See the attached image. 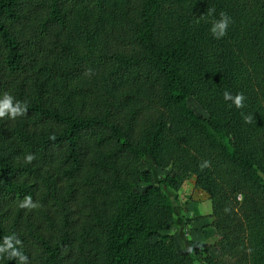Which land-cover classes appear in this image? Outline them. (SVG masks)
I'll return each instance as SVG.
<instances>
[{"label":"trees","instance_id":"trees-1","mask_svg":"<svg viewBox=\"0 0 264 264\" xmlns=\"http://www.w3.org/2000/svg\"><path fill=\"white\" fill-rule=\"evenodd\" d=\"M4 94L27 107L0 118V245L23 264H264V0H0ZM146 157L169 173L140 191ZM191 178L203 252L159 234Z\"/></svg>","mask_w":264,"mask_h":264},{"label":"rangeland","instance_id":"rangeland-1","mask_svg":"<svg viewBox=\"0 0 264 264\" xmlns=\"http://www.w3.org/2000/svg\"><path fill=\"white\" fill-rule=\"evenodd\" d=\"M187 105H188L189 109H191L196 115H198L200 117H203V118H206L205 112L195 103V101L193 99H189L187 101ZM136 168H137L138 173H140V177L138 179V183H139L138 189L140 191H143V190H145L146 188H148L150 186H153V187L157 186V184L163 178H165L167 176V174L169 173V168L163 167V166H158L153 161V159L151 157H146L144 161L138 162L137 165H136ZM146 177H148V181H146ZM181 188H182V186H181ZM181 188H180V190H181ZM194 189H195V187H194ZM180 190L176 193V197H174L172 199L173 205H174L173 207L176 208L177 214L178 213L180 214L182 212L183 205H187L191 201V199L194 196H196L195 193H193V192L184 193V192H181ZM198 208H199V213L201 214V216H204L206 213H209V212L211 213L210 201H208L206 204H204V203L198 204ZM176 219H177V217H176ZM199 219H203V217H201ZM171 222L168 224V226L166 228H164L163 230H160L159 234H161V235H169V233L172 232L177 237V242H179V245H177L176 249L179 252H182V248L184 246V243H183L184 241H183V239L181 240V229H180V227H177L175 225L174 226V230L172 231V228L170 226ZM210 222H211V220H210ZM209 224H208V227H209ZM212 235H213L212 236V238H213L212 240L213 241L215 240V242H216V240H217L216 236L214 235V233ZM186 236L187 235H185L184 240H185V243L187 244L188 243L187 242L188 239L186 238ZM152 241H154V240H152ZM189 243H190V246H189V250L188 251H190L191 248H192V245H191L192 242H189ZM193 244L195 246H197V249H199L201 252H203L204 249H206L208 247H211V246H201L200 244H197V243H193ZM211 250H213V249H210L208 251V253H207L208 256H210ZM215 250L217 251V254L219 255L218 250L217 249H215ZM188 251H185V252H188ZM215 259H218V258H215ZM196 260H197V264H204L203 255L197 257Z\"/></svg>","mask_w":264,"mask_h":264},{"label":"crops","instance_id":"crops-1","mask_svg":"<svg viewBox=\"0 0 264 264\" xmlns=\"http://www.w3.org/2000/svg\"><path fill=\"white\" fill-rule=\"evenodd\" d=\"M180 191L184 193L193 192L196 195L191 199V201L187 205H183V207L181 206L182 212L180 214H177L176 208L173 207V220L170 226L172 228V231L174 230L175 225L177 227H180L181 229V240L183 239L184 241L182 252L189 250V242L197 243L201 246H212L215 240H212L213 232L208 227V224L210 223V212L206 213L204 216H201L198 208V204H206L209 201L208 196L205 193L194 189L193 178L185 182L182 185ZM201 217H203V219H199ZM169 235L174 238L175 246L177 248V245H179V242H177V237L172 232L169 233ZM185 235H187L186 238L188 239L187 244L184 240ZM210 256L215 259L218 258L219 255L217 254V251L213 249L210 252Z\"/></svg>","mask_w":264,"mask_h":264},{"label":"clouds","instance_id":"clouds-1","mask_svg":"<svg viewBox=\"0 0 264 264\" xmlns=\"http://www.w3.org/2000/svg\"><path fill=\"white\" fill-rule=\"evenodd\" d=\"M231 23V18L227 15V13L221 12L219 15V19H214L209 32L214 39H222L226 36L227 30ZM225 100H234V104L237 108L243 107L244 96L242 94L237 95L235 98L231 96L230 93H224ZM27 111L26 105H23L19 101L14 102V97L8 94H4L2 98H0V118L7 116L8 118H15L17 116L24 115ZM247 122V121H246ZM34 157L32 155H28L25 157V161L30 163ZM203 167L207 166V162H205ZM22 208H33L35 205L33 204L31 197H26L24 201L20 204ZM20 241L16 238L15 234L4 237L3 244L0 245V254H6L8 257H19L21 264L27 258L24 257L16 248Z\"/></svg>","mask_w":264,"mask_h":264}]
</instances>
